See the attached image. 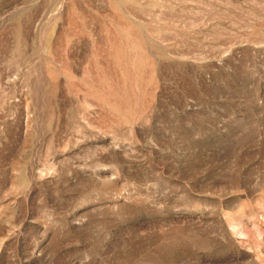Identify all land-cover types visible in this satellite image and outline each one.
Masks as SVG:
<instances>
[{
  "label": "rangeland",
  "instance_id": "374dc122",
  "mask_svg": "<svg viewBox=\"0 0 264 264\" xmlns=\"http://www.w3.org/2000/svg\"><path fill=\"white\" fill-rule=\"evenodd\" d=\"M0 264H264V0H0Z\"/></svg>",
  "mask_w": 264,
  "mask_h": 264
}]
</instances>
